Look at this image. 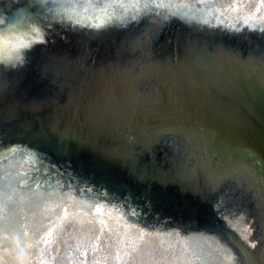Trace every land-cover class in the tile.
Instances as JSON below:
<instances>
[{
    "label": "water",
    "instance_id": "obj_1",
    "mask_svg": "<svg viewBox=\"0 0 264 264\" xmlns=\"http://www.w3.org/2000/svg\"><path fill=\"white\" fill-rule=\"evenodd\" d=\"M199 3L87 32L0 2L35 44L0 66V264H264V0Z\"/></svg>",
    "mask_w": 264,
    "mask_h": 264
},
{
    "label": "clouds",
    "instance_id": "obj_2",
    "mask_svg": "<svg viewBox=\"0 0 264 264\" xmlns=\"http://www.w3.org/2000/svg\"><path fill=\"white\" fill-rule=\"evenodd\" d=\"M34 3L43 10L47 21L65 29L87 32H99L110 28L123 30L142 20H147L149 25L161 28L172 20H179L192 26L199 24L200 18L208 14L201 7L199 0H136L138 14L133 13L127 17L122 7L126 5V0L124 2L122 0H34ZM170 9H179V11L173 12ZM30 32L31 29L24 28L11 30L0 28V51L4 54L3 58H0V66L19 68L25 65L27 53L35 44L20 45L18 37ZM23 39L28 40V36L23 35ZM7 54L11 55L14 62H8Z\"/></svg>",
    "mask_w": 264,
    "mask_h": 264
},
{
    "label": "snow or ice",
    "instance_id": "obj_3",
    "mask_svg": "<svg viewBox=\"0 0 264 264\" xmlns=\"http://www.w3.org/2000/svg\"><path fill=\"white\" fill-rule=\"evenodd\" d=\"M122 7L124 8V15H126L127 14V6L126 5H122Z\"/></svg>",
    "mask_w": 264,
    "mask_h": 264
}]
</instances>
